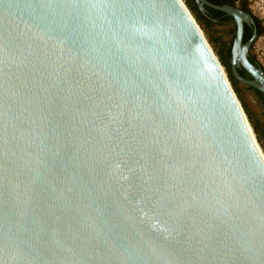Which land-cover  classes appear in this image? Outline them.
Returning a JSON list of instances; mask_svg holds the SVG:
<instances>
[{"label": "water", "instance_id": "95a60500", "mask_svg": "<svg viewBox=\"0 0 264 264\" xmlns=\"http://www.w3.org/2000/svg\"><path fill=\"white\" fill-rule=\"evenodd\" d=\"M252 131L182 0H0V264H264Z\"/></svg>", "mask_w": 264, "mask_h": 264}, {"label": "flooded vegetation", "instance_id": "af4514ba", "mask_svg": "<svg viewBox=\"0 0 264 264\" xmlns=\"http://www.w3.org/2000/svg\"><path fill=\"white\" fill-rule=\"evenodd\" d=\"M207 1L215 5H232L243 11L249 12L252 15L253 23H244L243 25L242 44H245L252 37L254 31H256L257 36L248 49L247 58L251 64L264 71V51L262 50L263 46H260L259 44V41L263 38L264 22H262L256 12L251 9V5L245 0ZM194 3L197 8L195 11L196 17L199 18V21L204 26H207L208 23L211 22V24H213L211 26L222 29L221 37L228 43V48L224 49L223 52L228 63V65H225L224 68L234 91L236 90L241 96H243L244 93L250 94L254 98V101L264 108V93L257 88L242 82L233 70V48L238 33V25L234 17L209 5H205V10L202 11L197 0H194ZM200 14L203 17H201ZM236 70L241 77L248 80L254 79L250 71L244 66L242 62H239V64L236 65Z\"/></svg>", "mask_w": 264, "mask_h": 264}, {"label": "rangeland", "instance_id": "374dc122", "mask_svg": "<svg viewBox=\"0 0 264 264\" xmlns=\"http://www.w3.org/2000/svg\"><path fill=\"white\" fill-rule=\"evenodd\" d=\"M183 1L186 4V6L188 7V9L190 10L193 17L196 19L198 25L202 29L207 41L209 42L210 46L212 47L214 53L217 55L218 59L220 60L219 53H218L220 43L217 42L216 39L221 37L222 29L218 28V27L208 28V27L204 26L200 21L197 20L196 14L188 6L189 0H183ZM245 1L251 5V9L253 11H255L256 14L258 15V17L261 19V21L264 22V0H245ZM263 28H264V25H263ZM259 44H260V46H263L262 50L264 51V29H263V38L259 41ZM263 58H264V56H263ZM220 62H221V60H220ZM243 96H244V99L246 100L249 108L254 113H256V118H260L263 121L264 120V108L262 106H260L258 103H256L254 101V98L250 94L244 93ZM239 100H240V98H239ZM240 102L242 104L241 100H240ZM242 106H243V104H242ZM250 124L253 128V125L251 122H250ZM253 130H254V128H253ZM255 135H256V138H257V140H258V142H259V144H260V146L264 152V136H262L260 138L256 132H255Z\"/></svg>", "mask_w": 264, "mask_h": 264}, {"label": "trees", "instance_id": "16d2710c", "mask_svg": "<svg viewBox=\"0 0 264 264\" xmlns=\"http://www.w3.org/2000/svg\"><path fill=\"white\" fill-rule=\"evenodd\" d=\"M188 6L190 7V9L195 13L196 11V6H195V3H194V0H189L188 1ZM201 17H203L201 14H200ZM197 20L199 21V18L196 17ZM213 24H211V22L208 23V25L206 27L208 28H212L213 26H211ZM217 42H219V49H218V53H219V58L222 62V64L225 66V65H228L225 57H224V49H227L228 48V43L226 41L223 40L222 37H219L216 39ZM237 96L240 98V100L242 101V104H243V108H244V111L249 119V121L252 123L253 125V128H254V131L258 134V136L261 138L262 136H264V121H262L260 118H256V113H254L248 106L246 100L244 99V96H241L240 94H238V92L235 90Z\"/></svg>", "mask_w": 264, "mask_h": 264}, {"label": "bare ground", "instance_id": "6f19581e", "mask_svg": "<svg viewBox=\"0 0 264 264\" xmlns=\"http://www.w3.org/2000/svg\"><path fill=\"white\" fill-rule=\"evenodd\" d=\"M182 1H183V0H182ZM183 2H184V1H183ZM184 4H185V3H184ZM185 5H186V4H185ZM250 128L252 129L251 124H250ZM252 133H253V136H254V138H255V140H256V144H257L258 148L260 149V151L262 152V155H263V157H264V152H263V150H262V148H261V146H260V144H259V142H258V140H257V138H256L255 132L252 131Z\"/></svg>", "mask_w": 264, "mask_h": 264}]
</instances>
